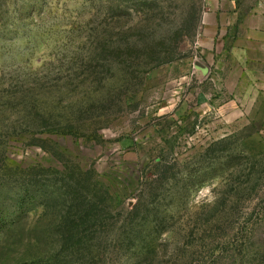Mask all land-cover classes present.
Segmentation results:
<instances>
[{
    "label": "rangeland",
    "instance_id": "obj_1",
    "mask_svg": "<svg viewBox=\"0 0 264 264\" xmlns=\"http://www.w3.org/2000/svg\"><path fill=\"white\" fill-rule=\"evenodd\" d=\"M203 9L0 0V264H264V91L214 77ZM74 179L110 209L89 252Z\"/></svg>",
    "mask_w": 264,
    "mask_h": 264
},
{
    "label": "crops",
    "instance_id": "obj_2",
    "mask_svg": "<svg viewBox=\"0 0 264 264\" xmlns=\"http://www.w3.org/2000/svg\"><path fill=\"white\" fill-rule=\"evenodd\" d=\"M199 43L231 93L264 91V0H204ZM253 90V89H252Z\"/></svg>",
    "mask_w": 264,
    "mask_h": 264
},
{
    "label": "trees",
    "instance_id": "obj_3",
    "mask_svg": "<svg viewBox=\"0 0 264 264\" xmlns=\"http://www.w3.org/2000/svg\"><path fill=\"white\" fill-rule=\"evenodd\" d=\"M192 21L193 16L191 17V19H189L188 22L192 23ZM133 27H137V25H134ZM159 62L161 61H154L155 65L159 64ZM146 70L148 69H145V71ZM62 130H64L63 132H72L71 128ZM73 184L77 185L78 181L74 179V181H71L69 185L70 190H72L68 194L70 198L68 204V214H70V212L71 214L68 218H66V220L64 219V221H62L63 223H61L63 227H68V229L70 230V235L67 238H64L63 242L66 241L68 243V248L71 249V252L79 250L85 251V248L88 249L89 252L93 249V243L96 242L98 239L102 238V236H100V233L104 232L105 230L107 231V229L112 226L111 221L109 222L97 220V216L101 211L105 212L106 209L110 211V209H108V206H105L104 204L101 205L102 208L101 206H97V204L92 201V199L87 193L80 191L78 189V186H75ZM216 221H218V219H212L208 221V224H212V222ZM147 251L150 255H144L145 257H142V259H140L141 261L139 260L137 264H145L147 263V261L152 260V258H154L155 253L151 254V252H155V250ZM166 262L168 264H174L173 261L166 260L165 263Z\"/></svg>",
    "mask_w": 264,
    "mask_h": 264
}]
</instances>
